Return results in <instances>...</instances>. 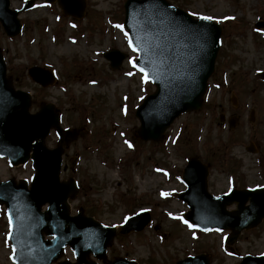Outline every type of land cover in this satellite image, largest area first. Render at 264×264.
<instances>
[{"label":"rangeland","instance_id":"obj_1","mask_svg":"<svg viewBox=\"0 0 264 264\" xmlns=\"http://www.w3.org/2000/svg\"><path fill=\"white\" fill-rule=\"evenodd\" d=\"M85 1L81 19L63 15L57 3L37 1L20 14L24 27L19 35L8 37L0 24V50L16 85L32 93L31 111L52 104L64 130L75 131L64 144L61 170L62 180L78 182L69 199L71 213L85 208L118 229L136 211L151 214L144 230L117 233L99 264L118 257L174 264L201 252L211 264H238L247 254L264 255V219L229 246V230L202 232L185 222L189 208L178 198L186 188L182 171L192 156L211 164L212 194L264 185V28H255L264 21V0H168L195 18L218 22L223 33L202 108L178 117L159 141L136 136V109L155 86L133 67L137 52L123 26L126 0ZM23 3L11 0V7L20 9ZM110 48L128 55L118 69L104 56ZM33 65L51 69L54 84L43 88L35 83L28 75ZM45 144L59 145L54 129ZM34 173L31 162L12 167L0 158V181L30 184ZM5 210L0 206V264H15ZM64 260L76 261L70 248L54 264Z\"/></svg>","mask_w":264,"mask_h":264},{"label":"water","instance_id":"obj_2","mask_svg":"<svg viewBox=\"0 0 264 264\" xmlns=\"http://www.w3.org/2000/svg\"><path fill=\"white\" fill-rule=\"evenodd\" d=\"M34 1L28 0L22 10H11L10 0H0V21L7 35L20 33L22 24L18 14L31 8ZM57 2L64 14L84 16L85 0ZM125 26L139 51L137 64L157 86L156 92L137 110L141 121L137 135L143 140H160L180 114L201 108L220 49L222 27L209 19H195L167 0H127ZM105 56L113 68H119L126 57L117 49H111ZM29 75L43 86L55 81L51 71L38 66L31 67ZM30 104V94L15 90L6 78V64L0 52V155L7 156L12 164L24 163L31 157L37 170L31 189L24 182L16 184L13 179L0 183V204H6L12 222L13 258L17 264H51L70 245L78 258L75 264H96L89 261L90 253L102 258L116 229L82 212L70 215L68 198L76 191L75 182L60 181L63 147L48 149L44 138L52 126L63 136L61 143L68 142L72 134H62L59 116L52 105L31 114ZM208 172L209 165L196 157L185 168L188 189L179 195L191 207L185 218L204 230L230 229L228 243L232 244L243 229L256 227L264 218V187L213 196L208 191ZM248 200L250 205L245 206ZM234 202L237 209L227 210V205ZM46 203L49 206L42 211ZM149 221L147 211L134 215L122 226L121 233L142 230ZM44 233L53 238L45 239ZM112 264L136 263L117 259ZM177 264H209V258L202 254ZM240 264H264V256L247 255Z\"/></svg>","mask_w":264,"mask_h":264},{"label":"snow or ice","instance_id":"obj_3","mask_svg":"<svg viewBox=\"0 0 264 264\" xmlns=\"http://www.w3.org/2000/svg\"><path fill=\"white\" fill-rule=\"evenodd\" d=\"M204 19H209V18H208V17H204ZM118 27H121V26L118 25ZM126 35H127V33H126ZM129 46L132 47V50H133V51H136V50H137V49L133 46L131 38H129ZM135 66H136L135 63L133 62V67H135ZM140 71L143 72L144 70H143V69H140ZM144 79H145V81H147V74H145Z\"/></svg>","mask_w":264,"mask_h":264}]
</instances>
